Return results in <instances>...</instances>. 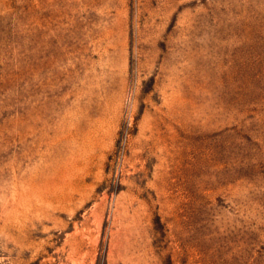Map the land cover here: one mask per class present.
<instances>
[{"label": "rangeland", "instance_id": "374dc122", "mask_svg": "<svg viewBox=\"0 0 264 264\" xmlns=\"http://www.w3.org/2000/svg\"><path fill=\"white\" fill-rule=\"evenodd\" d=\"M0 264H264V0H0Z\"/></svg>", "mask_w": 264, "mask_h": 264}, {"label": "bare ground", "instance_id": "6f19581e", "mask_svg": "<svg viewBox=\"0 0 264 264\" xmlns=\"http://www.w3.org/2000/svg\"><path fill=\"white\" fill-rule=\"evenodd\" d=\"M166 100V99H165ZM167 101V100H166ZM170 112V111H169ZM160 145H161V143H160ZM164 147V146H163ZM165 152V151H164ZM163 153V152H162ZM33 185V184H32ZM35 185H36V183H35ZM30 188H31V186H30ZM33 188V187H32ZM36 188V187H35ZM35 190V189H34ZM39 191V190H38ZM31 192V191H30ZM35 192V191H34ZM32 194V193H31ZM34 194V193H33ZM32 196V195H31ZM35 196V195H34ZM28 198V197H27ZM31 200H32V197H31ZM31 202V201H30ZM39 203V202H38Z\"/></svg>", "mask_w": 264, "mask_h": 264}]
</instances>
